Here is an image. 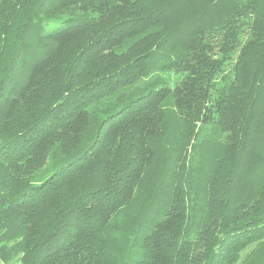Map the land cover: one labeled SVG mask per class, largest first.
Instances as JSON below:
<instances>
[{"label": "trees", "instance_id": "1", "mask_svg": "<svg viewBox=\"0 0 264 264\" xmlns=\"http://www.w3.org/2000/svg\"><path fill=\"white\" fill-rule=\"evenodd\" d=\"M13 261L264 264V0H0Z\"/></svg>", "mask_w": 264, "mask_h": 264}, {"label": "rangeland", "instance_id": "2", "mask_svg": "<svg viewBox=\"0 0 264 264\" xmlns=\"http://www.w3.org/2000/svg\"><path fill=\"white\" fill-rule=\"evenodd\" d=\"M48 166H49V164H48ZM50 171H51V168L48 167V169L45 170L42 177L48 175L50 173ZM36 173H40V171H37ZM244 255H245V252L242 253V258L244 257ZM0 264H2V262H0ZM9 264H20V262L19 261H13L12 263H9Z\"/></svg>", "mask_w": 264, "mask_h": 264}]
</instances>
